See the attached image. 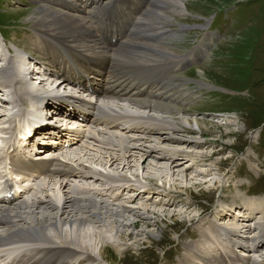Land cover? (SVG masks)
Segmentation results:
<instances>
[{
	"label": "rangeland",
	"instance_id": "1",
	"mask_svg": "<svg viewBox=\"0 0 264 264\" xmlns=\"http://www.w3.org/2000/svg\"><path fill=\"white\" fill-rule=\"evenodd\" d=\"M182 1L185 7L179 9L174 0H170L169 5H162L163 8L160 5L154 6L160 7L157 8L160 14L166 9L164 17L158 21L169 18L170 23L158 24L149 35L140 36L135 33L133 34L135 38H132L151 46L152 51L166 50L172 57L181 56L179 59L201 45L204 49L201 57L189 61L186 67L174 70L173 73L179 80L176 82L167 80L169 86L164 90L155 89L154 95L149 98L126 95L122 98L109 97L110 99L99 102L104 107L114 109L117 114L141 117L139 119L143 123L142 125L138 123L140 126L164 122L168 129L145 134L144 131H139L140 129L136 131L137 129L128 127L124 129L106 126L108 128L102 127L99 134H95L94 126L90 125L86 127L88 134L91 133L90 138L68 152L58 153L63 163L78 166L79 169L83 166L88 172L78 170L77 173L80 175L76 174L69 178V175H61L33 181L32 188L26 192L25 199L30 204L41 199L46 203L59 205L65 197L69 199L75 195L89 197L95 195L97 191L96 195L102 199L97 200L109 202L115 209L125 206L146 212L148 207L153 213L150 214L153 217L149 220L138 218L133 211L126 213L125 219H118L125 224L137 221V226L132 228L128 225V230L120 225L113 229L114 226L108 218H104L103 223H93L95 230L102 231L104 238L101 240L107 246L106 259L99 257L100 259L96 261L98 264H115L112 261L120 264H228V261L225 262L228 257L225 254L221 255L222 252L230 255L231 258H228L231 260L230 264H234L238 254L242 253L247 254V262L258 257L259 260H264L262 243H258L257 240L253 243L259 246L257 250L248 252V246L253 244L246 243L245 238L243 245L247 247L244 251L243 247L233 245L234 241L241 243L234 235H230L231 241L224 242L222 238L225 237L218 236L217 245H220V248L216 249L217 252H210L208 258L195 254L188 248V245L194 246L193 249L199 251L202 246L214 244L206 230L204 234L201 232L209 226L212 229L215 227L213 230L217 235L221 232L220 228H231L238 222L239 226L248 225L247 227L253 228L252 237L259 234L260 223L264 224V213L261 212L264 210V0ZM44 5L67 12L63 6L53 7L52 2L48 4L43 0H0V21L5 22L7 27L6 29L0 26V30L9 32L7 39L1 38L0 35L2 58L0 68L10 59H15L10 69L4 71L3 80L6 76L7 79H14L11 90L13 97L16 92H23L22 84L18 83L15 76L16 64L21 63L25 70L24 80L29 90L31 88L26 95L30 104L38 94L82 95L79 89L67 86L51 75V68L41 74L30 71V64L34 63L30 59L32 53L42 57L41 60L49 67L54 62L55 56L46 52L43 41L38 37L40 32L35 26V21L29 18L30 15L25 14L26 10L37 11ZM79 6L82 7L81 11L73 15L90 20L94 5H91L89 0H82ZM162 31L167 32L165 38L163 34L160 36ZM39 35L44 36L42 33ZM158 36L160 37L156 41H149ZM89 44L95 46L94 42ZM8 50L12 53L9 54ZM197 54L199 55V52H196ZM107 80H111L109 76ZM179 82L184 85L174 89L173 86H177ZM106 86L113 88L110 84ZM111 93L109 95L112 97L114 94ZM0 97H3V94ZM135 100H139V104L135 103ZM145 101L150 102L152 106L143 105ZM25 105H20L18 101L15 104H8L0 99V144L1 140L8 137L6 132L9 129L3 128L12 129L11 138L19 131L22 121L18 115L14 117V114H19L24 106H29L27 102ZM168 108L178 110L171 109L172 112H168ZM130 119H124L122 123L125 125ZM194 119L201 121V129L194 125ZM190 120L192 124L188 122ZM133 121L135 119L128 123ZM145 121L148 123H144ZM170 130L175 134L174 138L184 142L173 141V137L172 141L164 140L166 132ZM126 136L131 145L137 144L145 149L149 145L152 149L144 153L139 148L131 147L126 154L127 151L116 142L120 137ZM111 139L114 143H110ZM154 148L157 152L151 151ZM169 148L171 150L184 148L190 151V155L182 154L179 161L174 163L173 159L169 158L174 155L176 157V154L175 151H169ZM149 152L153 154L149 155ZM163 155L167 158H162ZM62 181L63 185L67 186L60 190L58 185H61ZM198 182L205 183L197 184ZM112 185L120 187L115 189L111 187ZM124 186L127 188L131 186L133 189L125 188L123 195L120 196L123 190L121 187ZM85 188H91L94 192H88L91 189ZM100 189L103 193L99 194ZM142 190L145 194L139 195ZM251 208H259L256 218H252ZM49 211L54 214L56 208ZM225 212L230 215H226ZM170 213L174 215L171 217ZM239 213L244 216H240ZM156 216H159L161 230L160 227L154 226L151 229L156 235L145 239L144 234L140 233L150 230L146 223H154ZM55 219L56 229L53 234L61 236L65 233L64 227L59 219ZM117 223L114 221L115 225ZM1 227L0 230L3 231V225ZM118 230L132 233L133 239L130 241L128 240L130 237L120 239L122 232L119 233ZM191 230L194 236H190ZM243 234L247 235L240 232V236H244ZM134 240L137 241L136 244L133 243ZM117 241L129 245L119 250L114 244ZM222 245L224 247H221ZM211 254L217 255L215 261L211 260L213 257ZM85 259H87L85 264H89V259L92 258Z\"/></svg>",
	"mask_w": 264,
	"mask_h": 264
},
{
	"label": "bare ground",
	"instance_id": "2",
	"mask_svg": "<svg viewBox=\"0 0 264 264\" xmlns=\"http://www.w3.org/2000/svg\"><path fill=\"white\" fill-rule=\"evenodd\" d=\"M43 1L48 4H50L51 2L52 4L63 3L61 2V0H43ZM125 1L126 2L124 3L121 0H108V3L102 4L100 0H93L95 4L100 3L98 8L100 9V11L96 15L98 20L97 23L95 21L96 26L92 24L91 20H89L90 21L89 24V21L86 20V18L78 17L76 15L67 12L58 11L56 10V8L48 7L45 5L40 7L41 9H38L37 11L26 10L25 14L30 15L29 18L35 21V26L39 28L38 31L44 34V36L41 35V37L43 38L44 47L46 48L47 52L56 56L60 52L63 53L65 51L64 54L71 55L74 58V60L72 61L70 57L64 56V54L61 55L59 54L60 56H56L55 58L56 59L59 58L61 63L63 62L64 65L68 64V66H71V64H75L77 66L76 69L78 71L80 68H82V70L86 72L95 71L94 70L95 68H101L99 66L102 65L104 66V68H106V71L109 69L110 73H116L115 85L119 87L122 86L121 87L122 89L125 88L128 91L131 88L134 90H138L139 93L140 94L142 93L144 97H150L152 96L153 90L158 86L160 81L161 83L163 82L162 80H166V81L173 80L175 82L177 81L176 76L173 74L174 72L173 69H176V67L184 59L183 58L179 59L181 56H179V58L172 57L171 55L168 54V52H166V50L152 51V49H150L151 46H148L144 42H140L139 40H133V38H135L133 34L136 33L140 36L149 35L154 32V28H156L158 24H161L163 22L170 23L169 18H165L164 21L163 20L158 21L164 17L165 15L164 13L166 12V9H163V11L165 10V12L160 14V12H158L159 10L157 9L160 7L157 8L154 7L160 5L161 8H163L162 5L164 6L169 5L170 0H150V1L147 0L149 1L148 3L143 1L141 3L140 2L137 3V5H135L134 0H125ZM129 1L132 7H130ZM174 1H176V7L178 9L182 6L185 7V3L182 0H174ZM63 4L65 5L66 8L68 7L69 10H71V12H73L74 9H78V10L80 9V7L77 8L78 4L76 3L71 4L70 2H68V5L65 3ZM146 4L150 6L149 10L147 9ZM55 6L56 5H53V7ZM177 8H175V10ZM145 9L148 10L147 14H145ZM110 23H113L114 25L111 26ZM97 25L99 27L98 29H97ZM116 31H117L116 34H118V31L120 32L124 31L127 32V34L129 33V38L126 39L122 43V45H119L117 48H113L114 45L110 46V41H109L111 39L110 34L111 33L114 34ZM40 33H38V35ZM126 35L124 36V38L126 37ZM130 36L131 38L132 37L133 38L131 39ZM89 42H94L95 46L90 45ZM96 44H101V45H96ZM154 49L156 50V47ZM149 50H151L152 53ZM82 51L86 52L87 54H84ZM56 62L59 63L58 60ZM5 68L9 69L10 67L6 66L4 68H1L0 75L3 76ZM68 68L69 71L70 69L72 70L71 67ZM17 73L22 74V71L19 70V72L17 71ZM128 75L132 76L131 80L126 79ZM76 76L77 75H75V73L73 75V74H69L66 71V75L65 74L63 75L64 82L78 83L81 77L79 79ZM121 76L123 77L122 79L123 83H121L122 82ZM158 77H160V79ZM20 81L22 83L24 82V80L22 79ZM6 83L7 85H4L2 87L6 88L8 87V85H11L12 80H8ZM23 85L25 90H29V87L26 84V82H24ZM165 85L166 88L168 84L165 83ZM183 85L184 84L179 82V84L177 86H173V88L174 89L176 87L180 88V86ZM92 90L94 92V95L102 96L105 94V90L101 91V89H96L94 87H92ZM68 99H73L74 101H78V102L83 101V99L80 98L78 99V97H72ZM135 101H136L135 103L139 104V100H135ZM150 104H151L150 102H146V101L143 102V105L148 107L152 106V104L151 105ZM155 106H156L155 108H157L156 104ZM84 108L94 110L95 106L91 103H87ZM171 109L173 110L175 108H168L167 109L168 112L169 111L172 112ZM103 110L104 111L101 110L102 111L101 115L99 113H96L93 119L92 117H86L85 120H89V121L91 120L93 124H96V126L101 125V126L114 127V125H118V124L121 125V122L119 120L124 119V117H120L119 114L111 110L110 111L109 110L107 111L105 109ZM96 111L98 112L99 109ZM69 116L79 118V115H75V113L73 112L68 113V116H66V118ZM134 118L139 119L141 117H134ZM150 120H152V118ZM147 121L149 122V119ZM147 121H145L144 123H148ZM188 122L192 124L191 120ZM193 122L195 123L194 125H197L199 129H201L202 123L200 120L194 119ZM138 123L141 122L137 121L136 123H130V125H128V128L135 130L140 129L142 132L144 131L145 134L159 130H164L167 128L165 127L166 125L163 124L164 122L163 123L149 122L150 124L147 126H139ZM75 133H80V131L77 130L75 131ZM166 133L167 136L164 140L168 139V141H172L171 137L174 138L173 136L174 133H172L171 130L169 132L167 131ZM110 141L111 143H114L112 139ZM173 141H178V143L184 142V140H180L177 138H174ZM116 142H118L119 146L124 151H127L126 154L128 153V150L131 147L139 148L141 152L144 153H147L148 150H150L151 148L149 147V145L148 148L146 149L142 146H141L142 148H140V146H138L137 144L131 145L127 136L126 138L120 137ZM143 148L145 150H143ZM156 148H154L151 151L157 152ZM169 151L172 152L175 151L174 153L176 154V157L174 155L169 158L170 160L173 159L174 163H177V161H179V157H182L181 156L182 154L190 155L189 154L190 151H187L184 148H177L172 150L170 149ZM152 152H149V155H152L153 154ZM162 158H167V156L163 155ZM61 160H57L56 163L53 165L49 163H44L43 161L35 162L31 160L12 159L10 163L11 173L12 174L14 173L16 176L23 175L26 177L29 176V173H31L34 175L37 174L40 176L42 175L50 178L53 176H61V175L67 176L70 174L80 175L79 172L77 173L78 170L84 173L88 172L87 168H84L83 166L80 167L81 169H79L78 166L75 167L72 165L65 164ZM81 176H83V174H81ZM202 183L205 182H198L197 184H202ZM63 184L64 181H62L61 185H58L60 187V190H63L65 186H67V184L65 186ZM193 186L197 187V185L195 184H193ZM186 190H188V188ZM143 191L144 190H142L139 195L145 194V192ZM119 207H120L119 209H115L109 202L106 201L100 202L95 197H79V196H74L71 199L65 197L61 202H59V205H55V203H50V202L46 203L40 199L39 201H34L32 204H29L28 202L19 201L16 202V204L14 203V206L13 204L1 206L0 228H2L1 227L2 225L4 227L5 226L7 227L9 226V227L5 228V230L3 229V231H0V254H4L7 256L9 254H13L16 258H18V260L15 259L17 260L16 261L17 264H85L87 260L85 258L88 257L92 258L89 259L88 262L89 264H98L96 263L98 259L100 258H102L103 260L106 259L105 252L107 251V246L103 244L104 241L102 242L101 240L104 238V235L101 233L102 231L99 232L95 230V226L93 223L102 222L104 218H108L114 226L113 229H115L117 225L118 226L120 225L124 228L127 227L129 228L128 225H131L133 228L134 226H137V221H133L130 224L128 223L125 224L124 222H121L118 219L121 218L125 219V214L132 211L134 212L133 213L134 215L144 220H149L153 217L150 215V214L153 215V213L150 211L148 207L146 212H144L143 210L136 211L135 208H125V206L124 207L119 206ZM53 208H56L54 214H52L49 211V209L53 210ZM250 211H252L251 213L252 218H256V215L259 212V208H251ZM261 212L264 213V210H261ZM225 214L230 215L229 213L226 212ZM173 215L174 214L169 216L172 217ZM239 215L244 216V214H240V213ZM55 218L59 219L61 225H63L65 235L61 233H60L61 236L58 234L57 235L53 234L56 229ZM155 218L156 219L154 220V223L153 222H151L152 224L146 223L147 227L150 228V230L146 232L143 231L142 233H140V234H144L145 239L148 238V236L156 235V232L153 231L151 228H153L154 226L160 227L158 222L159 216H156ZM188 219H190V217H188ZM114 221L118 223L115 225ZM90 222L93 225L92 224L90 225L89 224ZM237 223L235 225L232 224L234 226H232L231 228H226V229L220 228L219 230H221V232L217 233V235L213 230L215 227L212 229V227L209 226L206 229H202L201 232L204 234V231L206 230V232L209 235V238L216 245L214 244L212 245L207 244L205 246L201 245L202 247L201 246L200 247L203 250L202 253L198 250L193 251V253L202 255L204 256V258H208V254L210 255V252L216 251V249L219 250L220 248V245H217L218 236L221 237L224 236L225 238L224 239L222 238L224 242L225 240L231 241L229 237L230 235L232 236L234 235V237H237L240 240L241 245H238L239 241H234L233 245L236 247H243V250L244 248L247 247L246 245H243L244 243L243 240H245V238H246L245 241L246 243L253 244L258 240V243H262V245H264L263 242L264 224L260 223L259 225V231L261 233L260 236L255 235L251 237L252 228L247 227L248 225H246V227H242L239 226ZM123 231L118 230L119 233L122 232V234H120L119 236L120 239H124L125 237H130V239L127 238L129 241L133 239L132 233H129L127 231V233H129L127 234ZM240 232H244L247 235L243 234L244 236H240ZM189 234L190 236H194L192 230L189 231ZM248 236H250V238L247 239ZM135 237L137 238V236ZM133 243L136 244L137 241ZM114 244L119 248V250L124 248V246L129 245L127 243L119 242V241H117ZM221 247L224 246L222 245ZM257 247L259 246L256 245L254 247L252 245L248 246V252L256 251ZM188 248L192 249L193 246L191 247L188 245ZM19 254H22L23 256L18 257ZM225 255L226 257H229L228 253H225ZM211 256H213L211 260L215 261L216 260L215 257L217 255L211 254ZM246 257L247 254L244 253L238 254L236 262L235 260L233 262H235L234 264H239V262H242L243 264H260L259 261L264 263V260H259V257L249 259V261L247 262ZM112 262L115 264H120V262H115V261Z\"/></svg>",
	"mask_w": 264,
	"mask_h": 264
},
{
	"label": "trees",
	"instance_id": "3",
	"mask_svg": "<svg viewBox=\"0 0 264 264\" xmlns=\"http://www.w3.org/2000/svg\"><path fill=\"white\" fill-rule=\"evenodd\" d=\"M228 8V7H227Z\"/></svg>",
	"mask_w": 264,
	"mask_h": 264
}]
</instances>
